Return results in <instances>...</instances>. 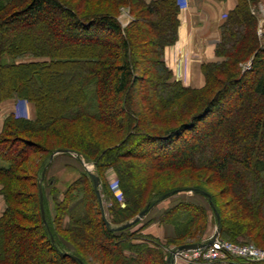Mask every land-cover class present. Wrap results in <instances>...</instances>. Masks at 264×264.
I'll return each instance as SVG.
<instances>
[{
    "label": "trees",
    "instance_id": "16d2710c",
    "mask_svg": "<svg viewBox=\"0 0 264 264\" xmlns=\"http://www.w3.org/2000/svg\"><path fill=\"white\" fill-rule=\"evenodd\" d=\"M258 4L237 0L194 89L163 60L177 40V0H0V105L33 107L32 118L10 114L0 131V264H167L179 246L209 238L211 223L222 240L264 248ZM58 150L94 165L110 227L154 206L129 228L107 229L85 172L64 191L39 181ZM108 170L123 206L103 180ZM184 191L201 200L167 203ZM151 225L167 235L148 233Z\"/></svg>",
    "mask_w": 264,
    "mask_h": 264
},
{
    "label": "crops",
    "instance_id": "0c3cea01",
    "mask_svg": "<svg viewBox=\"0 0 264 264\" xmlns=\"http://www.w3.org/2000/svg\"><path fill=\"white\" fill-rule=\"evenodd\" d=\"M177 1L179 3L177 40L164 49L163 60L175 80L185 87L199 89L204 85L201 67L205 63L216 60L215 47L220 39V26L229 11L235 7L237 0ZM258 16L261 27L264 24V0H259ZM130 19L127 11H123L118 18L123 27ZM19 113H21L20 116ZM10 114L23 119H30L33 116L29 104L17 106V102L5 101L0 105V131L4 119ZM4 208V201L0 195V216ZM146 231L160 239L168 233L167 229L159 228L157 225H151ZM173 263L185 264L178 260Z\"/></svg>",
    "mask_w": 264,
    "mask_h": 264
},
{
    "label": "rangeland",
    "instance_id": "374dc122",
    "mask_svg": "<svg viewBox=\"0 0 264 264\" xmlns=\"http://www.w3.org/2000/svg\"><path fill=\"white\" fill-rule=\"evenodd\" d=\"M121 20L123 21V18ZM151 91L155 92V88H152ZM233 97H234L233 94H229V96L225 99V103L228 106H231L233 104V101H234ZM24 103L25 102H17V106L19 104H24ZM31 110H32V115H33V107L32 106H31ZM18 111H21V110H18ZM18 115L20 116L21 113H19ZM19 116L16 115L17 118H19ZM85 163L88 164V166L91 168L90 171L96 174L95 169H94V165L92 163H87V162H85ZM50 164H51L50 167L44 173V177H45L46 180L54 179L56 181V183H55L56 188H58L60 191H64L67 188L68 185H70L74 181L78 180L81 177L80 176L81 172H85L88 175V173L85 171V169L80 165V163L77 161V159L75 157H73L72 155L70 157H68V156H58L57 157V155H56L52 159ZM5 165L6 164L4 162L0 161V166H5ZM115 179H116L115 175L110 170L105 172L104 179H103L104 182L109 187V190L112 192V194H114L115 197H117V200L123 206L124 204H123L122 196L119 193V190H115V188H114L113 180H115ZM99 182H100L99 190H100V194H101V180L100 179H99ZM207 187H209L213 192H217L218 191V188L216 186L208 185ZM117 193H118L119 196L117 195ZM101 199H102V204H103V210H104V213H105V217H106V219H108V216H107L108 215V207L111 204H110L109 201H107L105 198H103L102 194H101ZM179 200H189V201H192V202H198L201 199L199 197H197V196H194L190 191H184V192H180L179 194H177V195L173 196L172 198H170L169 202H167V203H169V204L171 203L172 204V203H175V202H177ZM98 207H99V205H98ZM156 214H157V211L155 210L152 214H150L146 218V221L151 219V218H153V217H155ZM136 227H139V226H136ZM214 229H215V226L211 223L209 225V227L207 228V231H206L207 235L206 236L210 237L213 234ZM262 249H264V248H262Z\"/></svg>",
    "mask_w": 264,
    "mask_h": 264
},
{
    "label": "built area",
    "instance_id": "2783aa9c",
    "mask_svg": "<svg viewBox=\"0 0 264 264\" xmlns=\"http://www.w3.org/2000/svg\"><path fill=\"white\" fill-rule=\"evenodd\" d=\"M258 33H261V29ZM113 182L115 190H118L116 179ZM229 256L250 262H264V249L253 244L231 243L218 237L205 248L175 254L174 261L178 260L185 264H223Z\"/></svg>",
    "mask_w": 264,
    "mask_h": 264
},
{
    "label": "water",
    "instance_id": "95a60500",
    "mask_svg": "<svg viewBox=\"0 0 264 264\" xmlns=\"http://www.w3.org/2000/svg\"><path fill=\"white\" fill-rule=\"evenodd\" d=\"M62 153H67V154L72 155L73 157H75L77 159V161L80 163V165L88 173V175H89V177H90V179L92 181V187L94 189L95 196H96V199H97V202H98V205H99L101 220H102L104 226L107 229H110L112 231L113 230L117 231V230H122V229L129 228L132 225H135L139 221H141L146 216V214L150 211V209L154 206V204L147 205L131 221H128V222H126L125 224H123V225H121L119 227H110L109 221L106 219L105 213H104V210H103V204H102L101 194H100V190H99V184H100L99 177L95 173L90 171L91 168L88 166V164H86L83 161V159L80 156H78L77 154H75V153H73L71 151H68V150H58L55 153L51 154L48 163H50L52 161V159L56 155L62 154ZM46 168H47V165L42 170L41 177H40L39 181H41L43 179V176H44V173L46 171ZM39 200H40L41 215H42V218H44L43 209H42V193H41V189L40 188H39ZM218 237H219V229H218V227H215L213 234L208 239H206L205 241L200 242V243H189V244H185V245H182V246H179L178 248H176L173 252H171L170 257L168 258L167 264H174L173 262H174V255L175 254H177L179 252H185V251L205 248L207 246H210L213 242H215V240Z\"/></svg>",
    "mask_w": 264,
    "mask_h": 264
}]
</instances>
